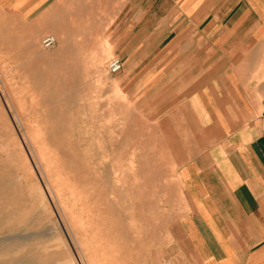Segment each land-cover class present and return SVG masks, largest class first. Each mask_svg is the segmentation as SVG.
I'll use <instances>...</instances> for the list:
<instances>
[{
	"label": "crops",
	"instance_id": "crops-1",
	"mask_svg": "<svg viewBox=\"0 0 264 264\" xmlns=\"http://www.w3.org/2000/svg\"><path fill=\"white\" fill-rule=\"evenodd\" d=\"M66 1L0 0V21L20 39L54 32L68 48L99 36L122 62L113 82L174 161L181 206L159 255L264 264V0H107L102 15H73ZM97 156L103 176L111 154Z\"/></svg>",
	"mask_w": 264,
	"mask_h": 264
},
{
	"label": "rangeland",
	"instance_id": "rangeland-1",
	"mask_svg": "<svg viewBox=\"0 0 264 264\" xmlns=\"http://www.w3.org/2000/svg\"><path fill=\"white\" fill-rule=\"evenodd\" d=\"M108 2L66 7L102 15ZM4 27L0 21V264H181L159 255L181 206L174 161L113 82L107 62L116 57L106 41L68 48L54 32L20 39ZM48 34L57 45L44 51ZM107 136L112 155L102 161L113 170L102 176L96 146Z\"/></svg>",
	"mask_w": 264,
	"mask_h": 264
},
{
	"label": "built area",
	"instance_id": "built-area-1",
	"mask_svg": "<svg viewBox=\"0 0 264 264\" xmlns=\"http://www.w3.org/2000/svg\"><path fill=\"white\" fill-rule=\"evenodd\" d=\"M56 45H57V39L53 35H49V34L45 35L40 41V46L42 50L44 51L50 50L54 48ZM121 69H122V62L119 59L113 58L107 62L108 73L116 74L120 72ZM262 122L264 124V115L262 116ZM263 137H264V134H263Z\"/></svg>",
	"mask_w": 264,
	"mask_h": 264
},
{
	"label": "bare ground",
	"instance_id": "bare-ground-1",
	"mask_svg": "<svg viewBox=\"0 0 264 264\" xmlns=\"http://www.w3.org/2000/svg\"><path fill=\"white\" fill-rule=\"evenodd\" d=\"M33 38V37H32ZM28 42H30V41H28ZM32 46H33V44H32ZM100 63H99V61H98V65H99ZM100 67V66H99ZM100 133V132H99ZM97 134V133H96ZM100 134H104V136H105V133H100ZM100 134H98L99 136V138H100ZM111 143V142H110ZM109 143V144H110ZM109 144H106V143H100V144H97V146H96V150H97V152H100V154H106V153H109V154H111L112 155V147L109 145ZM109 148V149H108ZM96 152V153H97ZM114 158V157H113ZM120 157H118L117 159H119ZM85 163L87 164V162L85 161ZM102 163V162H101ZM97 165V164H96ZM101 165L102 164H99L98 166H100V168L99 169H96L97 168V166H96V168H95V170H96V172H97V170H102V168H101ZM110 168H111V173H112V170H113V167H112V164H110Z\"/></svg>",
	"mask_w": 264,
	"mask_h": 264
}]
</instances>
